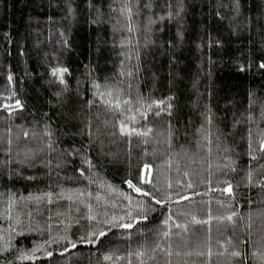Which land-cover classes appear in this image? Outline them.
<instances>
[{
  "label": "trees",
  "instance_id": "trees-1",
  "mask_svg": "<svg viewBox=\"0 0 264 264\" xmlns=\"http://www.w3.org/2000/svg\"><path fill=\"white\" fill-rule=\"evenodd\" d=\"M261 64L264 0H0V264H264Z\"/></svg>",
  "mask_w": 264,
  "mask_h": 264
},
{
  "label": "snow or ice",
  "instance_id": "snow-or-ice-1",
  "mask_svg": "<svg viewBox=\"0 0 264 264\" xmlns=\"http://www.w3.org/2000/svg\"><path fill=\"white\" fill-rule=\"evenodd\" d=\"M260 67H262V68H264V64H261L260 65ZM64 72H67V69H57V70H54L53 71V75H57V74H59L60 75V77H61V80H60V82L61 83H64V81H63V73ZM97 87H99V86H97ZM109 95H111V93H109ZM125 103H127V101H125ZM157 115H159V113H157ZM122 131H123V129H122ZM262 150H264V145H262ZM147 167V166H146ZM129 186L130 187H132L135 191H137V192H140L141 190L139 189V188H137L135 185H133V184H131V182L129 181ZM229 191H230V189H229ZM145 195H148L147 193H144ZM157 203H160V201H157ZM230 219V218H229ZM124 227H131V225H123ZM105 233L104 232H100V236H103Z\"/></svg>",
  "mask_w": 264,
  "mask_h": 264
}]
</instances>
